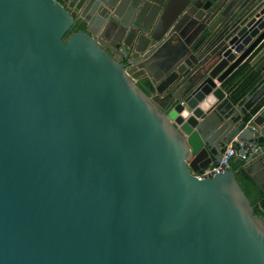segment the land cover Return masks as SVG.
<instances>
[{
	"label": "water",
	"instance_id": "obj_1",
	"mask_svg": "<svg viewBox=\"0 0 264 264\" xmlns=\"http://www.w3.org/2000/svg\"><path fill=\"white\" fill-rule=\"evenodd\" d=\"M257 60L264 0H0V264H264L231 168L198 172L252 143L264 196V99L223 86Z\"/></svg>",
	"mask_w": 264,
	"mask_h": 264
},
{
	"label": "trees",
	"instance_id": "obj_2",
	"mask_svg": "<svg viewBox=\"0 0 264 264\" xmlns=\"http://www.w3.org/2000/svg\"><path fill=\"white\" fill-rule=\"evenodd\" d=\"M76 31H78V29L75 27L71 28L63 37V40L67 35ZM248 65L249 64L247 62H243L223 81L224 89L229 94L231 103L235 104L241 102L245 96L256 91L257 88H259L264 83L261 76L259 75V72H254L248 67ZM142 90L145 94H148L147 91L144 89ZM262 101L263 100H260L253 106H251L250 103L244 104L243 119L248 120L258 110ZM255 142L258 145H264V140L261 138H258ZM243 166L244 162L242 161L229 162V167L235 174V181L246 197L249 206L252 208V214L261 218L264 222V214L261 212V208H264V196L260 197V189L249 178L247 173L243 171Z\"/></svg>",
	"mask_w": 264,
	"mask_h": 264
},
{
	"label": "built area",
	"instance_id": "obj_3",
	"mask_svg": "<svg viewBox=\"0 0 264 264\" xmlns=\"http://www.w3.org/2000/svg\"><path fill=\"white\" fill-rule=\"evenodd\" d=\"M252 143L233 140L230 143L223 147L219 160L211 166H207L204 169H201V175L204 179L212 178L220 173H223L229 168V162L233 160L246 162L248 156L252 153H255L258 150V147H252Z\"/></svg>",
	"mask_w": 264,
	"mask_h": 264
},
{
	"label": "crops",
	"instance_id": "obj_4",
	"mask_svg": "<svg viewBox=\"0 0 264 264\" xmlns=\"http://www.w3.org/2000/svg\"><path fill=\"white\" fill-rule=\"evenodd\" d=\"M260 60H257V62L254 63V65H248V67L250 69H252L254 72H258L255 70V67L259 64ZM242 64V63H241ZM239 66V65H238ZM237 66V67H238ZM236 67V68H237ZM235 68V69H236ZM234 69V70H235ZM234 72V71H233ZM231 74V73H230ZM229 74V75H230ZM228 77V76H227ZM227 92V91H226ZM229 95V94H228ZM264 99V83L259 87L257 88L256 91H254L253 93L251 94H248L247 96H245V98L241 101V102H238V103H232V105L234 106L235 109L237 110H240L241 112V115L243 116L244 115V112H243V106L244 104L246 103H250L251 106L255 105L256 103H258L260 100H263ZM263 139V138H261ZM264 140V139H263Z\"/></svg>",
	"mask_w": 264,
	"mask_h": 264
},
{
	"label": "flooded vegetation",
	"instance_id": "obj_5",
	"mask_svg": "<svg viewBox=\"0 0 264 264\" xmlns=\"http://www.w3.org/2000/svg\"><path fill=\"white\" fill-rule=\"evenodd\" d=\"M119 51H122V52H123V48L120 47V48H119Z\"/></svg>",
	"mask_w": 264,
	"mask_h": 264
}]
</instances>
